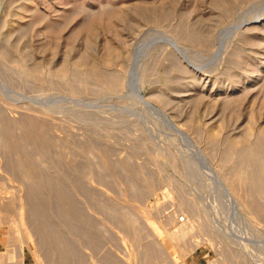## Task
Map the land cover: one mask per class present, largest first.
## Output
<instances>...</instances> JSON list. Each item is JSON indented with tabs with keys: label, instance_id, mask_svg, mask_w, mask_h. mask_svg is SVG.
<instances>
[{
	"label": "rangeland",
	"instance_id": "374dc122",
	"mask_svg": "<svg viewBox=\"0 0 264 264\" xmlns=\"http://www.w3.org/2000/svg\"><path fill=\"white\" fill-rule=\"evenodd\" d=\"M0 264H264V0H0Z\"/></svg>",
	"mask_w": 264,
	"mask_h": 264
},
{
	"label": "bare ground",
	"instance_id": "6f19581e",
	"mask_svg": "<svg viewBox=\"0 0 264 264\" xmlns=\"http://www.w3.org/2000/svg\"><path fill=\"white\" fill-rule=\"evenodd\" d=\"M26 122H27V120H26ZM32 122V121H31ZM17 124V123H16ZM25 125H26V123H25ZM31 125H33V124H31ZM34 126V125H33ZM36 126H37V124H36ZM39 126V125H38ZM40 128L41 127H43V126H39ZM39 127H37V128H39ZM36 128V127H35ZM34 127H30L29 126V129H25V131L26 132H24V134H28V135H30V134H33V135H35V133L33 132L34 130H37V129H35ZM44 128V127H43ZM42 128V130H44ZM12 128H10V127H4V133H2L3 135H5L4 136V143H5V145H7L8 147H11L12 149L14 148V150L16 149V150H18V151H20L21 149H22V143H20V139L21 140H23V138H21V136L20 137H16L14 134H13V132H12V130H11ZM41 130V133H39L38 135H36L37 137H41V138H45L46 137V135H45V133L44 132H47V131H45L44 130V132ZM24 139H25V137H24ZM34 139H35V137H34ZM47 142H49L48 141V138H47V140H46ZM29 142V141H28ZM37 142H38V140H37ZM51 142V141H50ZM49 142V144L51 145V143ZM45 144V143H44ZM39 145H40V143H39ZM22 158H23V156H21ZM21 158V159H22ZM23 160V159H22ZM21 166V165H20ZM22 167V166H21ZM34 189H36L35 191L36 192H38V190H37V188H34ZM63 191V190H62ZM58 192V191H57ZM56 192V193H57ZM34 193V192H33ZM39 193V192H38ZM35 194V193H34ZM33 194V195H34ZM58 195V199L60 200V201H62V200H64V198L66 197V194L63 192V193H59V194H57ZM57 197V196H56ZM36 198H37V194H36ZM67 198V197H66ZM66 198H65V201L67 202V200H66ZM64 202V201H63ZM62 202V203H63ZM39 204V203H38ZM64 204V203H63ZM40 205V204H39ZM59 205L61 206V208H62V210L63 209H65V207H63V205L62 204H60V202H59ZM38 206V205H37ZM65 206V205H64ZM38 211V210H37ZM63 212H65L64 214H66L67 212H66V210H63ZM38 214V213H37ZM70 213H68L67 215H69ZM67 218V217H66ZM55 236V235H54ZM53 239V238H52ZM58 239V238H57Z\"/></svg>",
	"mask_w": 264,
	"mask_h": 264
},
{
	"label": "built area",
	"instance_id": "2783aa9c",
	"mask_svg": "<svg viewBox=\"0 0 264 264\" xmlns=\"http://www.w3.org/2000/svg\"><path fill=\"white\" fill-rule=\"evenodd\" d=\"M179 220H180V221H182V220H183V217H182V216H180V217H179Z\"/></svg>",
	"mask_w": 264,
	"mask_h": 264
}]
</instances>
